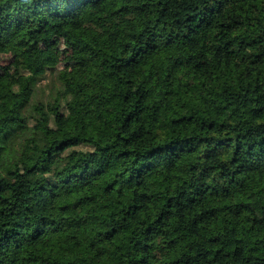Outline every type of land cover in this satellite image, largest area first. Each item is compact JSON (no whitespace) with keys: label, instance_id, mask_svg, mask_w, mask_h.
<instances>
[{"label":"trees","instance_id":"1","mask_svg":"<svg viewBox=\"0 0 264 264\" xmlns=\"http://www.w3.org/2000/svg\"><path fill=\"white\" fill-rule=\"evenodd\" d=\"M0 264H264V0H0Z\"/></svg>","mask_w":264,"mask_h":264},{"label":"rangeland","instance_id":"2","mask_svg":"<svg viewBox=\"0 0 264 264\" xmlns=\"http://www.w3.org/2000/svg\"><path fill=\"white\" fill-rule=\"evenodd\" d=\"M57 49L61 54V60H60L59 66L69 68L71 66L70 60L73 56V52L64 50L61 44H58Z\"/></svg>","mask_w":264,"mask_h":264}]
</instances>
